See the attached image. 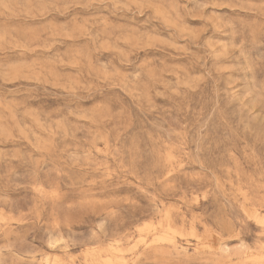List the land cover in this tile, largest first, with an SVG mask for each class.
<instances>
[{
	"label": "rangeland",
	"instance_id": "rangeland-1",
	"mask_svg": "<svg viewBox=\"0 0 264 264\" xmlns=\"http://www.w3.org/2000/svg\"><path fill=\"white\" fill-rule=\"evenodd\" d=\"M0 264H264V0H0Z\"/></svg>",
	"mask_w": 264,
	"mask_h": 264
}]
</instances>
